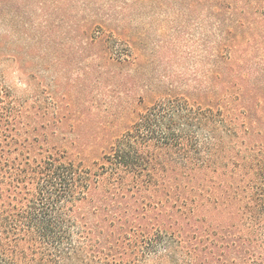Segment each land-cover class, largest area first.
<instances>
[{"label": "trees", "instance_id": "1", "mask_svg": "<svg viewBox=\"0 0 264 264\" xmlns=\"http://www.w3.org/2000/svg\"><path fill=\"white\" fill-rule=\"evenodd\" d=\"M240 14L243 35L253 14L264 28L254 2ZM258 71L235 88L228 65L215 107L160 96L89 165L54 150L60 119L14 92L0 67V264H264V229L242 230L264 228Z\"/></svg>", "mask_w": 264, "mask_h": 264}, {"label": "rangeland", "instance_id": "2", "mask_svg": "<svg viewBox=\"0 0 264 264\" xmlns=\"http://www.w3.org/2000/svg\"><path fill=\"white\" fill-rule=\"evenodd\" d=\"M251 1L264 8V0H0V67L14 92L60 119L54 150L90 165L160 96L215 107L228 65L235 88L245 70L261 73L264 28L255 14L248 34L237 27ZM218 210L208 212L222 220ZM262 229L242 228L253 239Z\"/></svg>", "mask_w": 264, "mask_h": 264}]
</instances>
